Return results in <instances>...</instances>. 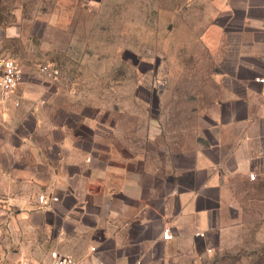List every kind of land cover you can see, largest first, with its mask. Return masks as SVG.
<instances>
[{"label": "crops", "instance_id": "obj_1", "mask_svg": "<svg viewBox=\"0 0 264 264\" xmlns=\"http://www.w3.org/2000/svg\"><path fill=\"white\" fill-rule=\"evenodd\" d=\"M90 6L0 0V49L20 64L51 56ZM222 7L210 20L220 50L204 68L213 92L187 98L198 124L186 144L163 126L162 101L135 127L103 97L79 105L27 70L0 93V264L51 252L75 264H264V0Z\"/></svg>", "mask_w": 264, "mask_h": 264}, {"label": "rangeland", "instance_id": "obj_2", "mask_svg": "<svg viewBox=\"0 0 264 264\" xmlns=\"http://www.w3.org/2000/svg\"><path fill=\"white\" fill-rule=\"evenodd\" d=\"M229 1L236 0H95V7L77 9L80 20L69 24L67 38L55 40L51 56L20 55L17 63L39 81L47 80L39 68L54 64V83L77 94L79 105L103 97L110 101L105 105L130 112L135 127L145 125L141 113L156 116V101H162L163 126L179 128L186 144L187 130L198 124L187 98L214 88L212 70L204 68L218 56L220 33L210 20ZM130 118L121 114L120 124Z\"/></svg>", "mask_w": 264, "mask_h": 264}, {"label": "built area", "instance_id": "obj_3", "mask_svg": "<svg viewBox=\"0 0 264 264\" xmlns=\"http://www.w3.org/2000/svg\"><path fill=\"white\" fill-rule=\"evenodd\" d=\"M39 73L47 80L55 82L58 79V69L54 64H46L39 68ZM23 79V70L21 66L11 58L7 53L0 49V93L2 96H8L14 91ZM257 82H262L260 78H256ZM250 180L254 179V175L250 174ZM56 198H51V201H56ZM38 201L40 203H46L44 196H39ZM163 240L170 239V233L167 229L162 232ZM9 264H75L73 257L69 254L60 255L56 252H51L49 259L45 262L39 263L29 259H19ZM132 264H141L140 260H136Z\"/></svg>", "mask_w": 264, "mask_h": 264}]
</instances>
